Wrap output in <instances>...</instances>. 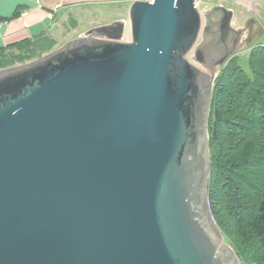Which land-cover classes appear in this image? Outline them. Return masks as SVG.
<instances>
[{"label": "water", "instance_id": "water-1", "mask_svg": "<svg viewBox=\"0 0 264 264\" xmlns=\"http://www.w3.org/2000/svg\"><path fill=\"white\" fill-rule=\"evenodd\" d=\"M129 23V41L115 21L0 69V264H242L208 195L213 90L237 46L194 56L196 0H137Z\"/></svg>", "mask_w": 264, "mask_h": 264}, {"label": "trees", "instance_id": "trees-1", "mask_svg": "<svg viewBox=\"0 0 264 264\" xmlns=\"http://www.w3.org/2000/svg\"><path fill=\"white\" fill-rule=\"evenodd\" d=\"M56 43L42 37L0 47V69L40 57ZM209 139L212 214L242 264H264V44L246 60L235 54L221 71Z\"/></svg>", "mask_w": 264, "mask_h": 264}, {"label": "rangeland", "instance_id": "rangeland-1", "mask_svg": "<svg viewBox=\"0 0 264 264\" xmlns=\"http://www.w3.org/2000/svg\"><path fill=\"white\" fill-rule=\"evenodd\" d=\"M135 1L137 0H95L73 6L71 10H66L67 13L60 18L59 24L55 26L58 45L51 50H42L38 55L42 56L74 38L88 35L89 31L96 27L109 25L115 21H125L122 40H131L129 10ZM196 3L203 14V27L207 25L209 14L214 9L225 7L233 11L231 25L242 31L239 47L235 54L240 55L243 60L248 59L250 50L254 46L264 44V0H196ZM201 39L202 37L199 38L198 43L202 42ZM18 52L20 51L15 49V53ZM193 54L194 50L190 52L188 58L199 65L194 60ZM36 58L38 57L35 56L33 59Z\"/></svg>", "mask_w": 264, "mask_h": 264}, {"label": "crops", "instance_id": "crops-1", "mask_svg": "<svg viewBox=\"0 0 264 264\" xmlns=\"http://www.w3.org/2000/svg\"><path fill=\"white\" fill-rule=\"evenodd\" d=\"M88 1L95 0H0V47L42 37L53 38L58 45L55 26L60 18Z\"/></svg>", "mask_w": 264, "mask_h": 264}, {"label": "flooded vegetation", "instance_id": "flooded-vegetation-1", "mask_svg": "<svg viewBox=\"0 0 264 264\" xmlns=\"http://www.w3.org/2000/svg\"><path fill=\"white\" fill-rule=\"evenodd\" d=\"M226 14L227 11L224 8H216L209 14L206 40L201 39L202 43H198L199 46L195 51L194 56L209 60V64H218L222 56L235 46L238 50L242 31L237 34L234 30L229 29ZM116 32L117 28L102 33L101 31L93 32L91 35L95 38H107Z\"/></svg>", "mask_w": 264, "mask_h": 264}]
</instances>
